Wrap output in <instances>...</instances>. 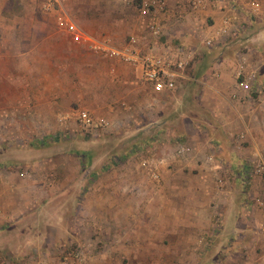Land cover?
Masks as SVG:
<instances>
[{"label": "crops", "instance_id": "obj_1", "mask_svg": "<svg viewBox=\"0 0 264 264\" xmlns=\"http://www.w3.org/2000/svg\"><path fill=\"white\" fill-rule=\"evenodd\" d=\"M12 1L0 0V264H14L13 258L33 248L57 251L91 238L101 243L98 257L114 263L189 264L199 232L211 229L219 240L246 231L243 207L238 211L232 202L237 192L227 185L219 193L215 174L198 165L195 153L177 157L172 148L171 155H150L159 169L153 182L142 162L138 168L131 160L121 165L89 159L99 150L77 137L163 131L169 125V131L185 137L179 143L197 146L200 156L211 141L231 170L239 157L264 154V112L250 108L251 101L264 99V56L256 30L264 0H253L260 8L252 15L251 0H204L196 9L191 0H166V13L155 18L164 34L161 52L187 65L177 89L161 94L142 82L139 71L37 27L34 14L4 12ZM152 20L139 19L132 33L151 46L145 28ZM224 29H230L225 36ZM205 40L212 46H204ZM178 44L187 56L176 54ZM240 64L257 71L258 92L239 90ZM74 107L105 118L110 128L84 134L74 119L59 123ZM187 129L198 131L200 140ZM243 175L237 173L239 181ZM252 188L264 193V180L256 178Z\"/></svg>", "mask_w": 264, "mask_h": 264}, {"label": "rangeland", "instance_id": "obj_2", "mask_svg": "<svg viewBox=\"0 0 264 264\" xmlns=\"http://www.w3.org/2000/svg\"><path fill=\"white\" fill-rule=\"evenodd\" d=\"M11 3L12 4L4 5V12L12 14L17 12L34 14L35 19L38 20L34 23L37 27L39 26L41 28L47 29L51 28L59 35L64 36L63 33L61 34V32L57 30L53 14H48L44 10L46 0H24L23 5L18 4L19 0H13ZM135 6L136 3L133 5L125 0H59L58 4L54 5L53 9L55 12L63 11L87 33L98 38L107 39L114 45L120 46L128 41V38L132 33H135L134 30L139 28L138 20L140 18L138 17ZM257 24V34L261 36L259 44L262 45V53L264 56V16L257 20ZM161 44L164 45L162 40ZM175 47L185 50V47L180 44L176 45ZM261 88L262 92H264V85H262ZM257 97L258 95H256L254 99H257ZM250 105V108L253 110V112H264L263 98L260 100L257 99L255 101H251ZM73 109L74 111H78V108L76 107ZM0 112H4V109H2ZM153 119L154 117L150 120L153 121ZM0 127L4 128V116L2 119H0ZM184 127L187 128V126ZM129 128V122L125 123L124 129L129 130ZM166 128L167 129H163V131H157V129L154 128L151 132H148L149 129H144L142 132L133 130L132 133L134 135L130 133L127 134L126 132H121V134L118 130H115L118 133H115L113 130L104 132L101 131L102 133L100 138H95L92 136L86 137L83 135H79L77 138L81 139V141L86 138V141L90 142L89 144L92 149L99 150V152L96 151V155L92 153V155L89 156V159L102 158L107 160H115L121 165H123L126 160H131V162L137 167L142 162L143 173L149 177V172L144 167V161L153 160L150 155H154L157 158L162 157L165 155V153L171 155L172 148H174V146L178 144L180 140L184 141L185 139L184 136L177 135L176 133L169 131V125H167ZM187 131L190 133L192 138L200 140L201 136L199 135L198 131L194 133H192L189 129H187ZM2 138L3 136H0V169L2 168V165H4V143ZM49 141L51 143L53 142L52 140ZM98 141H102L103 143H98ZM207 145L211 147L202 152L203 154L200 156L197 146L191 144L190 147L192 148V153L190 155L193 156L195 153V160L197 161L198 165L201 166L205 155L210 153L216 154V160L221 164L223 169L222 175L225 176L224 179L226 180V187L228 185V189L230 188L233 193L237 192L234 197V201L232 200L234 206H237L238 211L241 209V207H243V213L246 219V231L238 234L231 233L229 235L220 236L219 240H215V238H213L212 235L215 237V233L211 229L199 232L194 239L196 246L195 257L191 259L192 263L189 264H244L246 262L247 264H257L259 252L256 232L260 220V213L258 208L250 200V195L253 189L252 185L253 181L255 180L251 178L246 179V175L244 174L247 170H250L248 163L250 162V157L252 155L250 154L245 158L239 157L238 161L234 163L235 167L231 170V167L228 164H225V161L223 160V152L219 153V150H214V145L211 141H208ZM75 150L81 152V149ZM241 150L242 149L237 150L238 152L236 153H240ZM84 151L85 150L82 152ZM220 158L223 161H221ZM158 170L159 169H157V171ZM193 172H196L195 169ZM239 172L244 174V181L238 180L236 175L237 173L240 174ZM262 180H264V178H262ZM218 192L223 194L225 193V191ZM227 194L225 197L227 196L228 198L229 195ZM225 199L226 198H222L223 202L220 205L222 207V212L227 209L224 203ZM215 215H218L217 212L214 214V216ZM220 226L221 223H219V227ZM207 236L208 238L211 236L209 243V239H206V245L199 246V239L206 238ZM91 241L92 242L90 243L95 245V255L93 260L88 264H128L126 261L114 263L112 260L100 259L98 256L101 255L100 252L103 250L101 243L97 242L95 238H91ZM71 248L72 246L66 248L61 247L57 251L54 249L52 250V248H40L38 250L33 248L24 255L13 258V263L22 264L27 260H35L40 256L51 258L56 252H67Z\"/></svg>", "mask_w": 264, "mask_h": 264}, {"label": "built area", "instance_id": "obj_3", "mask_svg": "<svg viewBox=\"0 0 264 264\" xmlns=\"http://www.w3.org/2000/svg\"><path fill=\"white\" fill-rule=\"evenodd\" d=\"M58 1L59 0H46L44 10L48 14H53L57 30L65 34L73 44L89 52L100 55L109 61L121 63L132 70L139 71L142 82L150 85L155 94L174 92L177 89L178 79L181 78V73L184 71L187 64L182 58H170L161 52V48L166 49V47L161 44L164 34L161 25L155 21L156 17L166 13V0H125L133 5L136 3L135 8L140 19H153L145 28L146 34L153 39V46L145 45L142 43L141 38L135 34L130 35L128 41L120 46L114 45L107 39L98 38L89 34L63 11H54L53 7L55 4H58ZM203 2L205 1L191 0L190 5L193 9H196ZM250 7V15L259 11L260 8L259 3L253 0L250 1ZM229 31L230 29H224L221 33L225 36ZM203 45L211 47L212 42L205 40ZM174 51L176 54H179L180 57L188 55L182 48L175 47ZM257 76V71L250 70L245 65L240 64L235 72L239 90L245 95L258 92L259 86ZM70 118L75 120L77 128L84 134L92 131H104L110 128V123L105 118L96 117L83 110L73 112L69 118H61L59 123L64 125ZM243 138V136H240L239 140L242 141ZM237 149H241L240 145ZM191 153V147L181 144H176L172 150V154L177 157H183ZM250 158V162L248 163L250 170L244 173L246 179L251 178L255 180L256 178H264V154L260 153ZM161 161L162 160H159L160 163ZM203 163L210 172L215 174L214 184L217 191L224 192L226 190V180L224 179L225 176L221 173L223 169L221 164L216 160V154L210 153L205 155ZM157 166L154 160L144 161V167L148 170L149 177L153 181H158ZM250 196V200L258 208L260 213V220L256 232L259 252L257 264H264V193H251ZM206 239H209V243L211 236L209 238L208 236L206 238H200L198 245H206ZM94 255L95 245L90 242H82L73 246L67 252H56L51 258L40 256L35 260H27L22 264H88L93 260ZM244 264H247V262Z\"/></svg>", "mask_w": 264, "mask_h": 264}, {"label": "trees", "instance_id": "obj_4", "mask_svg": "<svg viewBox=\"0 0 264 264\" xmlns=\"http://www.w3.org/2000/svg\"><path fill=\"white\" fill-rule=\"evenodd\" d=\"M240 174H242V173L240 172Z\"/></svg>", "mask_w": 264, "mask_h": 264}]
</instances>
